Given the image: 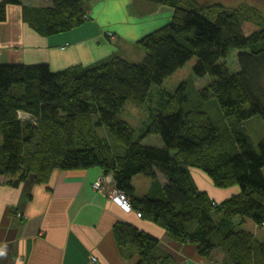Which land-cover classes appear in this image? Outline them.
Returning <instances> with one entry per match:
<instances>
[{"label":"trees","instance_id":"trees-1","mask_svg":"<svg viewBox=\"0 0 264 264\" xmlns=\"http://www.w3.org/2000/svg\"><path fill=\"white\" fill-rule=\"evenodd\" d=\"M49 1L23 6L24 19L42 35L81 26L96 0ZM143 1L172 16L138 39V62L116 51L57 71L47 63H0V175L24 179L35 173L41 181L54 169L98 167L112 176L111 191L128 196L132 212L195 244L199 256L222 249L223 264H264V243L241 227L247 218L264 227V138L254 146L245 126L253 116L264 118V17L257 21L244 7L219 2ZM8 3L17 1L0 2V21ZM231 51H238L235 71L225 63ZM194 56L193 75L212 77L210 85L198 90L182 81L174 92L162 89ZM148 99L147 121L137 130L121 113L126 103ZM212 99L217 125L207 109ZM152 134L162 146L143 143ZM196 171L214 187L237 192L214 201L195 182ZM139 174L150 180L141 196L132 182ZM114 235L138 255L136 264L172 263L157 254L152 234L118 223Z\"/></svg>","mask_w":264,"mask_h":264},{"label":"crops","instance_id":"crops-1","mask_svg":"<svg viewBox=\"0 0 264 264\" xmlns=\"http://www.w3.org/2000/svg\"><path fill=\"white\" fill-rule=\"evenodd\" d=\"M16 1L7 4L6 19L0 21V63H47L54 71L108 58L121 51L120 45L138 40L172 16L171 10L156 5L153 16L142 17L149 6L137 5V0H96L81 26L42 35L24 19L23 6H48L50 1ZM138 53L134 59L142 57L140 47ZM202 174L194 177L195 182L214 201L237 192L236 187H214ZM35 177V173L24 179L0 175V264H136L138 255L117 244L114 228L118 223L156 236L157 254L168 255L171 264H223L222 249L201 257L195 244L178 241L134 212L123 211L110 198L112 176H105L98 167L54 169L41 181ZM137 177L132 182L135 189L136 182L144 187L140 194L136 191L141 196L150 180ZM158 178L164 182L163 176ZM97 181H101L99 188L93 186ZM241 227L264 243L263 226L247 218Z\"/></svg>","mask_w":264,"mask_h":264},{"label":"rangeland","instance_id":"rangeland-1","mask_svg":"<svg viewBox=\"0 0 264 264\" xmlns=\"http://www.w3.org/2000/svg\"><path fill=\"white\" fill-rule=\"evenodd\" d=\"M200 4H206V3H212V2H219L222 3L225 6L228 7H236V6H242L245 8V11L247 12L248 16H251V18L259 21L262 20L264 17V0H197ZM137 5H147L149 6L148 10L144 11V15L142 17H150L153 16L157 10L158 7L154 3L138 0L135 2ZM134 12H136L134 9H132ZM171 19V18H170ZM170 19L167 21L169 22ZM167 19H163L162 21H165ZM166 22V23H167ZM165 24V23H163ZM144 35H142L140 38H142ZM114 38V37H113ZM139 38V39H140ZM114 40V39H113ZM129 45H120L119 49L121 50L119 54L125 55L126 59L132 62H138L141 60V57L138 59H134L138 54V45H137V39H131L128 40ZM116 43V40H115ZM118 51V50H117ZM238 51H231L229 56L225 59V63L228 65L229 69L232 71H235L238 69V63L236 59ZM114 55V54H112ZM111 56V55H110ZM196 57H192L190 60H188L181 68L176 70L171 76L166 78L161 88L164 90H167L169 92H174L178 85L182 81H187L189 85H193L194 88L200 90L212 82L213 78L210 76L198 78L193 75V65L195 63ZM214 99L208 104L207 107L210 115L212 116V120L215 123V125L219 124V120L215 118H219V113L217 112V107L215 106V102H213ZM152 104V102L149 101V99L146 101L143 105H137L132 102L126 103L122 113L121 117L126 120L131 126L136 128L137 130L141 129L144 125V123L147 121L148 116V109L149 106ZM246 129L248 134L250 135L251 142L254 146H257V142L260 141L262 138H264V118L256 115L252 118L248 119L245 123ZM99 135L101 137L107 136V132L103 128L97 129ZM143 143L145 145H153V146H162V140L157 135H148L144 140ZM160 178L162 177L161 174ZM199 175V176H198ZM197 176L200 177V173H197ZM149 179L144 177L142 174H139L137 179ZM136 191L138 194L143 190V186L140 185V182H136ZM214 218L217 220L219 216L214 214Z\"/></svg>","mask_w":264,"mask_h":264},{"label":"built area","instance_id":"built-area-1","mask_svg":"<svg viewBox=\"0 0 264 264\" xmlns=\"http://www.w3.org/2000/svg\"><path fill=\"white\" fill-rule=\"evenodd\" d=\"M100 185H101V181H97L94 183L93 186L95 188H99ZM110 198H111L112 202L117 204L123 211L132 212L130 199L128 198V196L124 192L114 188L110 193ZM137 215L140 216V213L137 212Z\"/></svg>","mask_w":264,"mask_h":264}]
</instances>
